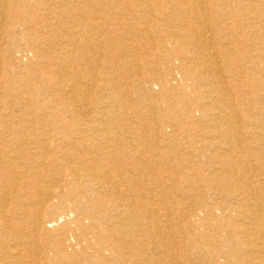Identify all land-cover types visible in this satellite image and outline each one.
I'll return each instance as SVG.
<instances>
[{"label": "bare ground", "instance_id": "bare-ground-1", "mask_svg": "<svg viewBox=\"0 0 264 264\" xmlns=\"http://www.w3.org/2000/svg\"><path fill=\"white\" fill-rule=\"evenodd\" d=\"M237 4L251 30L230 0H0V55L30 52L37 61L4 67L0 56V264H84L77 248L96 249L90 264H264V0ZM130 12L143 20L128 22L133 46L174 27L177 44L198 48L185 56L202 69L196 84L221 152L209 179L223 190L218 205H200L192 185L190 194L169 192L178 176H192L170 164L184 156L173 142L181 129L167 133L139 110L127 116L124 74L138 71L132 56L149 51L126 55L103 36L102 21L125 22ZM230 14L237 30L223 20ZM215 34L229 45L217 46ZM232 40L243 50L241 74L227 80L217 58L238 53ZM138 86L153 95L148 79ZM222 208L233 215L230 235L208 251L181 230V220L191 230L190 216Z\"/></svg>", "mask_w": 264, "mask_h": 264}, {"label": "rangeland", "instance_id": "rangeland-1", "mask_svg": "<svg viewBox=\"0 0 264 264\" xmlns=\"http://www.w3.org/2000/svg\"><path fill=\"white\" fill-rule=\"evenodd\" d=\"M230 1L234 2L233 10L235 13H239L237 17L240 21L245 23L243 29L251 30V27L246 28L248 25L247 23H249V19L246 17V11L244 13L241 8H239V4H237L238 0ZM131 4L133 7L135 6L134 3ZM118 10L119 9L116 8V11ZM156 13L159 14L158 11ZM132 14L133 12H130L126 15L129 16V19L125 20V22L124 19L120 18L113 23L111 21L113 14L108 15L110 20H106L107 22L102 21L103 36L108 39L111 37L115 38V44L121 45V47L125 49L126 55H129L132 48L135 49V47L138 46V44H134L135 46H133V43L127 42L129 37L133 36V33L128 30V22H131V25L137 26L141 25L143 21L140 16H136L137 14ZM235 18L234 14H230L227 15L226 19H223L225 23L227 22L226 24H228L230 30L233 31L234 29L237 30V25L235 24H238ZM219 20H222L220 16L216 17L214 20L216 26L217 23H219ZM221 23L223 24V22ZM167 29L168 30L161 34V37L155 36L153 38H147L145 41H142L143 45L139 44L138 47L141 46L140 49L146 50L147 52L149 51L146 56L140 55L139 57H131L136 58L137 60L132 59V63L138 62L140 66L138 71L128 70V72L124 74V80L129 82L131 95L128 96L129 98L126 99L125 102H122V104L125 105L128 112L127 116H132L139 110L148 120H151L153 117L159 118V122L165 127L167 133H171L174 130L175 125L181 129L176 132L173 142L176 146L182 148L180 152L184 156L180 159L176 158L174 160L172 159L173 157H171L170 159L173 161H171L170 164L174 165H171L172 167L181 168L182 171H190L192 176L186 181L182 175L178 176L177 185L175 188L170 189L169 192L171 194H174V192L190 194L192 192L189 190V187L191 188L189 185H192L201 200H199L200 205L203 206L202 203H205V201L210 202L212 205H218L219 202H222L220 196L224 195L222 192L223 190L216 184L210 182L209 179L214 176V164L220 159L221 152L215 147L216 143L211 141L214 134H210L212 127L209 118L205 116V111L209 106V102L205 97L202 99L200 98L199 94L203 87L196 84V78L202 73V69L199 65L193 63L194 61L192 59H188L185 56L186 48L195 50L198 48L193 44V41L191 42L186 39L179 40V43L177 44L176 40L181 34V30L174 27H168ZM165 34H168V36H165ZM213 40L216 45L220 47L223 45L228 46L230 42L228 37L226 39L225 37H219L217 34L213 36ZM23 42L24 43L21 44L23 48L28 49V44L25 43L26 41L23 40ZM231 42L232 45H234V48L238 50V53L230 56H225L224 54L219 53L217 58L220 63L219 65L223 70V75L227 80L231 79L229 78L230 75H237V73H240L237 58H240L239 55H241V51H243L238 42L233 40ZM13 52V55L6 56L5 51H3L0 55L2 58L1 64H3L4 67L12 60L19 65V68L26 67L30 61H36V58L32 56L30 52H26L24 56L17 52V50H13ZM126 55L125 58H128ZM101 60L105 65L112 64V59L110 60L107 56L102 57ZM116 65L117 61L112 66ZM189 67H191L193 74L187 73V68ZM144 78L148 79L153 87V95H150L149 98H145L139 93V80ZM120 79L123 78L120 77ZM185 84L190 86L185 88ZM202 118L203 120H201ZM182 127L186 128V130H182ZM255 127V122L245 124L247 130ZM215 141L218 142L217 138ZM169 154L172 156V152H169ZM157 189L159 190V188ZM229 201H232V199L229 198ZM230 215L233 217L232 213L226 214L224 208L213 210L211 215L201 211L189 217L190 222L194 224L197 223L194 229L191 228V230H189V228H186L184 225L186 220L184 219V221H180V225L183 226L181 230L184 231L186 229L184 231L186 235H195V237L198 238L199 243H201V247L208 251L211 247L215 246L214 238L217 240L218 238H225L230 235ZM67 238L72 243L75 241V237L72 235H68ZM192 243L191 240L187 241L186 248L192 250L194 248ZM68 249L72 250L71 247ZM78 250V254H80L79 258L82 259L81 261L84 264H90L91 259L99 260L98 253L94 248L86 250L77 248V251ZM83 251H87V254L84 255ZM56 262L58 264L59 261Z\"/></svg>", "mask_w": 264, "mask_h": 264}]
</instances>
